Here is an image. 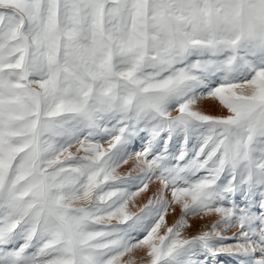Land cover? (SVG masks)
<instances>
[{"label": "snow or ice", "instance_id": "snow-or-ice-1", "mask_svg": "<svg viewBox=\"0 0 264 264\" xmlns=\"http://www.w3.org/2000/svg\"><path fill=\"white\" fill-rule=\"evenodd\" d=\"M0 264H264V0H0Z\"/></svg>", "mask_w": 264, "mask_h": 264}]
</instances>
